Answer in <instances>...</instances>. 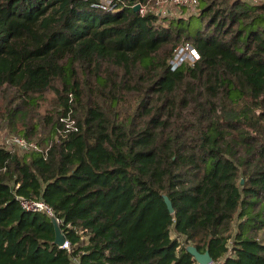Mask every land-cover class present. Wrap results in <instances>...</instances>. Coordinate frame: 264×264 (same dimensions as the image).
<instances>
[{
	"label": "trees",
	"instance_id": "16d2710c",
	"mask_svg": "<svg viewBox=\"0 0 264 264\" xmlns=\"http://www.w3.org/2000/svg\"><path fill=\"white\" fill-rule=\"evenodd\" d=\"M115 1L0 0V138L39 146L0 142V264H198L188 245L264 264V0L162 19ZM182 42L200 59L173 69Z\"/></svg>",
	"mask_w": 264,
	"mask_h": 264
},
{
	"label": "built area",
	"instance_id": "2783aa9c",
	"mask_svg": "<svg viewBox=\"0 0 264 264\" xmlns=\"http://www.w3.org/2000/svg\"><path fill=\"white\" fill-rule=\"evenodd\" d=\"M117 2L115 0H100V5L103 8H114ZM139 4V12L142 15L147 13H153L157 15L160 19L162 18H178V17H189L190 15H198L201 11L199 0H148L145 3L135 2L132 4V7ZM200 59V53L198 50L189 42H182L177 46L175 50V56L171 59L172 68L176 69L183 63H186L190 66H194L197 61ZM72 98V94H70ZM62 121L65 122V128L61 129V133H67L70 131L78 130L76 120L72 118L71 112L66 117L62 118ZM6 142L9 146H18L24 150L39 149L37 143L28 140L24 136H14L12 138H7ZM16 199L19 201L20 205L27 211L31 212H45L49 217L56 216L54 209L46 203L41 198H26L22 195H16ZM58 223L61 225L63 220L57 217ZM81 239L88 241L89 239V230L86 228H81L78 231ZM59 248L66 249L68 252L73 251V246L69 239H66L65 243ZM73 264H80L78 257L72 258ZM221 260H212L208 264H221Z\"/></svg>",
	"mask_w": 264,
	"mask_h": 264
},
{
	"label": "water",
	"instance_id": "95a60500",
	"mask_svg": "<svg viewBox=\"0 0 264 264\" xmlns=\"http://www.w3.org/2000/svg\"><path fill=\"white\" fill-rule=\"evenodd\" d=\"M139 8H140V5L137 4V5H135L134 10L138 11ZM164 199H165V202L168 206L169 211L174 212V207H173V204H172V201L170 200V198L167 195H165ZM50 218H51V221H52V223L54 225V229H55L54 244L57 246H62L67 239L66 235L63 232L61 225L58 223L57 217L53 215ZM187 250L197 260L198 264H208L209 262H211L213 260L211 254L208 250L205 252H201L194 245H188Z\"/></svg>",
	"mask_w": 264,
	"mask_h": 264
},
{
	"label": "rangeland",
	"instance_id": "374dc122",
	"mask_svg": "<svg viewBox=\"0 0 264 264\" xmlns=\"http://www.w3.org/2000/svg\"><path fill=\"white\" fill-rule=\"evenodd\" d=\"M249 1H250V2H254V3H258V2H261L262 0H249ZM25 133H27L26 130H23V131L20 132V133H16V132H14V131H10L9 129H5V130H3L2 133H1L0 142H1L2 145H4L5 147H7L9 150H11V151H13V152H17V153H19L20 155H23V154L26 152V150H24V149H22V148H19L18 146H9V145L7 144V142H6V139H7V138H12V137L17 136V135H19V134H20L19 136H24V137H26ZM30 141H32V140H30ZM32 142H34V141H32ZM242 181L244 182V179H243ZM234 230H235V229L232 230L233 233H234ZM173 233H174V232H173Z\"/></svg>",
	"mask_w": 264,
	"mask_h": 264
},
{
	"label": "crops",
	"instance_id": "0c3cea01",
	"mask_svg": "<svg viewBox=\"0 0 264 264\" xmlns=\"http://www.w3.org/2000/svg\"><path fill=\"white\" fill-rule=\"evenodd\" d=\"M174 236H177V234H176V233H174ZM179 238L183 240L182 236H181V237L179 236Z\"/></svg>",
	"mask_w": 264,
	"mask_h": 264
}]
</instances>
